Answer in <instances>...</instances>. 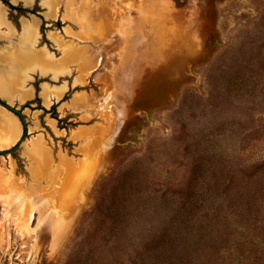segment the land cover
Here are the masks:
<instances>
[{
  "label": "rangeland",
  "instance_id": "rangeland-1",
  "mask_svg": "<svg viewBox=\"0 0 264 264\" xmlns=\"http://www.w3.org/2000/svg\"><path fill=\"white\" fill-rule=\"evenodd\" d=\"M0 1L54 65L82 55L0 93V264H264V0Z\"/></svg>",
  "mask_w": 264,
  "mask_h": 264
},
{
  "label": "bare ground",
  "instance_id": "bare-ground-1",
  "mask_svg": "<svg viewBox=\"0 0 264 264\" xmlns=\"http://www.w3.org/2000/svg\"><path fill=\"white\" fill-rule=\"evenodd\" d=\"M14 1L17 2L18 0H14ZM25 1L28 2L31 0H25ZM59 3L60 2L58 0H44V5H46L48 8L47 13H46L47 17H49V16L55 17L57 15ZM73 3H74L73 0H67V2L65 3V7H66L65 16L69 17L68 14H72V12H73V18H71L72 20H74V21L76 19L78 21L82 20L84 10L80 7L79 8L75 7L74 10H72ZM88 3H90V2H88ZM161 4L163 5L165 10H167V11H171L175 8L174 2L172 0H161ZM124 5H125V3H124ZM128 5H132V3H128ZM93 8H96V10H97V7H95V5L93 6ZM139 9H140V12L143 11L142 7L141 8L139 7ZM1 17H2V11L0 10V19H1ZM121 19H122V22L124 23V24H122V26H124L126 23V22H124L125 21L124 16H122ZM23 30H24L23 31V38L24 39L22 40V42L15 44L6 53L7 59L18 60L19 61L18 64L20 66L18 68H16L13 63L6 62V65H7L6 71H4L1 74V76H4L8 81L5 80V82H1V79H0V93L4 94L10 98H13V96L16 95L15 94L16 92L19 96V99L28 96L32 92L30 89L24 88V83L26 82V80L29 76V74H28L29 71H31V70L35 71V70L39 69V70H42V72H43L44 70H48L49 67L51 68V70L61 71V70L65 69V66H67L70 63V61L76 60L77 62H79L81 60L80 57L82 56L81 53L79 52V48H77V45H75V46L72 45L69 47V49H66V46H64L67 54L60 59L61 61L63 60L61 65L56 66L53 64L54 62L52 61L50 56L48 54H46L45 51L41 50V51L37 52L36 50L33 49V45L36 43V40H37L36 37L38 35V21H36V19H33L30 22H25ZM122 35H124V33ZM70 51H71V53H70ZM84 67H86L85 62L79 64V66H78V68H80V69L84 68ZM10 75H12V77H11L12 81H10L8 79V76H10ZM119 84H122V83H119ZM50 91H48V89L45 90L46 102H48L51 98L49 93H55V95H61L63 89H53L51 92ZM19 133H20L19 122H17L16 120H12V118L6 116L4 113H0V136L3 138L4 142L5 143L10 142L14 138H16L19 135ZM37 150H38V153L40 155L46 154V152L44 151V146H42V142L40 144H37ZM1 171L3 172V170H1ZM7 172H5L4 174L0 173V175L1 174L6 175ZM7 177L11 178L10 172L7 173L5 178L3 176V180L7 179ZM1 179H2V177L0 178V180ZM3 180H2V183H3ZM3 186H5V184ZM2 189H5V188L1 187L0 191H3ZM9 198H10L9 195H6L5 193L0 192V200L2 201V203L5 206V208H3V210H5L4 214H6L7 217H9V212H10L9 207L11 205L10 202H12V201H10ZM17 221H19V219ZM62 227H64V229H62V230H65L67 228L65 223H63ZM59 230H61V229H59ZM32 231L29 230L27 227L26 232H28V235H30L29 233L35 234V231H33V232ZM61 232L59 231V234L60 235L62 234V236H63L64 234ZM56 234H57L56 236H60V235H58V233H56ZM62 236H61V238H62ZM54 237H55V235H54ZM37 238L38 237L36 235V237L34 238V241L37 240ZM53 240H54V238H53ZM55 241H58V240L55 238L54 243H55Z\"/></svg>",
  "mask_w": 264,
  "mask_h": 264
},
{
  "label": "crops",
  "instance_id": "crops-1",
  "mask_svg": "<svg viewBox=\"0 0 264 264\" xmlns=\"http://www.w3.org/2000/svg\"><path fill=\"white\" fill-rule=\"evenodd\" d=\"M14 4H19L22 3L24 6H32L35 0L31 1H25V0H18L17 2L14 0H10ZM44 5V4H42ZM46 6V5H44ZM0 10L2 11V17L0 19V41L2 42V45H0V73L2 72L5 64H3L4 57L9 49H11L15 44L21 43L23 38V27L25 22H30L33 19H36L38 21V35H39V27H40V20L36 18L35 16L32 17L31 19H27L26 17H22L20 19V28L21 30L19 31L16 26L10 21L8 17V11L7 7L3 4L2 1H0ZM47 13V12H46ZM46 16V14H45ZM47 17V16H46ZM52 17V16H50ZM38 35L36 39L38 40ZM36 40V43H37ZM33 45V49H35V45ZM42 51L47 52L45 49H39ZM38 51V50H36Z\"/></svg>",
  "mask_w": 264,
  "mask_h": 264
},
{
  "label": "water",
  "instance_id": "water-1",
  "mask_svg": "<svg viewBox=\"0 0 264 264\" xmlns=\"http://www.w3.org/2000/svg\"><path fill=\"white\" fill-rule=\"evenodd\" d=\"M2 104H3L4 106L8 107L9 109H11V110H13V111L19 113V110H18L17 108L13 107L11 104H9V103H2ZM24 137H25V136H24ZM0 151H1V150H0Z\"/></svg>",
  "mask_w": 264,
  "mask_h": 264
},
{
  "label": "trees",
  "instance_id": "trees-1",
  "mask_svg": "<svg viewBox=\"0 0 264 264\" xmlns=\"http://www.w3.org/2000/svg\"><path fill=\"white\" fill-rule=\"evenodd\" d=\"M12 7L16 8L15 4H11Z\"/></svg>",
  "mask_w": 264,
  "mask_h": 264
}]
</instances>
